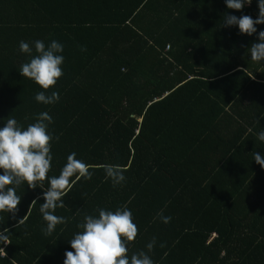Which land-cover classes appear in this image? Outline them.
<instances>
[{
    "label": "trees",
    "instance_id": "16d2710c",
    "mask_svg": "<svg viewBox=\"0 0 264 264\" xmlns=\"http://www.w3.org/2000/svg\"><path fill=\"white\" fill-rule=\"evenodd\" d=\"M258 11L257 0L242 11L225 0H0V127L12 117L26 127L47 111L59 136L48 176L59 175L71 152L93 171L63 197L55 214L71 219L48 237L43 190L18 187L16 217L0 213L11 241L0 243V264H63L83 215L121 206L139 229L129 256L264 264V168L253 160L255 151L264 156L256 137L264 130V62L247 50L256 34L223 26L226 14L255 19ZM38 39L63 44L64 74L46 90L60 94L51 105L35 101L45 90L18 71L29 59L19 41L35 55ZM104 164L125 167L126 180L113 187Z\"/></svg>",
    "mask_w": 264,
    "mask_h": 264
},
{
    "label": "clouds",
    "instance_id": "9594fccd",
    "mask_svg": "<svg viewBox=\"0 0 264 264\" xmlns=\"http://www.w3.org/2000/svg\"><path fill=\"white\" fill-rule=\"evenodd\" d=\"M251 3L252 0H225L227 8L237 11H242L246 4ZM257 4L259 11L255 19L245 14L239 17L226 14L223 26H237L240 34L249 36L256 34L257 40L253 41L247 50L252 61L264 62V30L258 31L256 27L264 24V0H257ZM33 44L35 55L32 54L33 47L28 42L19 41L18 50L27 54L29 59L19 66L18 71L22 77L34 81L45 90L35 93L34 99L37 103L55 104L60 99L59 92L52 91L46 94V90L54 88L64 74L62 69L64 56L61 54L63 44L52 40L46 45L39 39ZM81 50L86 51V47L81 46ZM34 119L35 122L24 127L12 117L0 127V213L7 212L13 218L16 217L21 203V197L17 195L16 189L22 184L27 183L28 188L33 190L41 188L43 203L39 212L46 223L41 232L48 237L55 232L57 225L67 224L71 219L55 214L57 207H65L63 197L76 181L81 178L90 180L93 171L90 170L89 164L77 159V154L71 152L59 175L49 177L53 160L52 141H59V136L49 131V125L54 122L49 112L42 111ZM256 137L264 142V130L259 131ZM253 160L264 168V156L259 152L253 153ZM102 167L106 179L111 180L113 187L126 180L125 167L118 164H104ZM72 177H75V180H71ZM45 180L48 182L47 189L44 188ZM37 199L39 197L32 200L33 206ZM95 211L98 215L84 214L82 222L76 225L80 231L75 232L70 239L72 250L65 251L63 264H155L144 250L133 252L129 256L128 245L135 241L139 231L129 208L121 206L113 211L97 207ZM157 215L164 223L171 221V217L164 216L162 212ZM26 219L27 216L20 218L16 226L24 224ZM8 232L9 229L6 227L0 230V243H11ZM155 245L156 237L153 236L146 245L148 252H151ZM160 247H166V243H161Z\"/></svg>",
    "mask_w": 264,
    "mask_h": 264
},
{
    "label": "built area",
    "instance_id": "2783aa9c",
    "mask_svg": "<svg viewBox=\"0 0 264 264\" xmlns=\"http://www.w3.org/2000/svg\"><path fill=\"white\" fill-rule=\"evenodd\" d=\"M167 50H170V46H168V49Z\"/></svg>",
    "mask_w": 264,
    "mask_h": 264
}]
</instances>
